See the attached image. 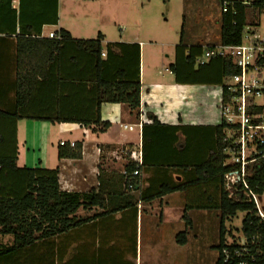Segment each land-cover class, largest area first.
Returning <instances> with one entry per match:
<instances>
[{
    "label": "crops",
    "instance_id": "obj_1",
    "mask_svg": "<svg viewBox=\"0 0 264 264\" xmlns=\"http://www.w3.org/2000/svg\"><path fill=\"white\" fill-rule=\"evenodd\" d=\"M85 1L99 4L91 11L95 15L88 14V5L76 6V0H0V38L7 37L14 43L20 35L49 39V34L61 30L74 40H96L102 35L101 59L108 61L109 67L106 74L111 77L124 67L131 80L136 77L137 68L134 48H125L126 56L122 60L113 57L120 55V50L108 46L138 45L140 109L133 111L123 103L103 104L101 119L111 124L104 132L93 125L51 121L60 112L77 114V109L91 105V95H87L90 88L79 85V80L85 73L86 76L95 73V62L83 58L85 72L80 71L83 64L77 66L76 61L70 60L60 73L53 70V79L39 86L27 104L28 115L49 119H24L15 123L11 117L0 116V156L12 157L17 149L16 169L0 166V197L10 200L23 197L30 170H58L62 192L92 194L94 200H105L104 206L82 207L71 216L76 222H85L83 225L39 241L33 249L28 247L2 256L3 251L14 246L15 240L12 235H0V264H112V258L117 256L121 257V264H152L150 255L160 246L178 254L183 251L189 243L188 237L196 230L193 213L208 212L189 211L193 227L187 229L186 208L195 200H208L213 194L211 189L206 194L201 192L205 191L204 186L195 184L198 175L189 166L205 161L217 147L215 129L221 124L222 86L178 83L170 69L165 70L168 75L158 74L156 69L146 75L142 65V49L146 44L137 36L129 40L109 39L102 5L106 0ZM178 46L175 45L170 67L175 64ZM1 62L2 95L12 89L15 70L11 54L2 56ZM61 75L71 78L68 86L57 80ZM9 94L5 101L1 96L0 110L13 107L14 93ZM150 115L161 125L180 130L176 144H172L171 138H155L153 143H158L151 147L150 137L155 136L149 134L144 150L143 127L152 126ZM165 133L171 136L172 131ZM64 146L71 150L81 147V158L60 159L59 150ZM140 150L147 164L139 168L130 156ZM157 160L169 161L171 167H161ZM137 169L140 175L134 178L132 174ZM131 183L133 189L128 188ZM164 184L183 189L148 202ZM186 230L187 244L181 246L176 238Z\"/></svg>",
    "mask_w": 264,
    "mask_h": 264
},
{
    "label": "trees",
    "instance_id": "obj_2",
    "mask_svg": "<svg viewBox=\"0 0 264 264\" xmlns=\"http://www.w3.org/2000/svg\"><path fill=\"white\" fill-rule=\"evenodd\" d=\"M223 0H221L222 2ZM263 3L264 0H261ZM237 15L232 13L221 14L220 19V44L223 46H237L241 42L245 26L250 20L258 15L262 10L249 9L243 5H237ZM257 8H262L259 5ZM55 39L37 38L26 35L17 37L16 42H11L7 37L0 38V65L1 57L11 54L13 57V67L15 70V79L12 89L0 92L5 101L8 99L10 92L14 93L13 107L0 110V116H7L14 119L15 123L19 120H47V117H39L27 114V104L32 99L39 86L47 84L53 79L51 73L54 69L60 73L61 69H65L71 61L81 65V72H85V58H92L95 62V73L92 76L80 77L79 85L84 88H90L87 95H91L89 107L77 109L79 113L74 114L60 112L56 120L59 123H77L84 127L95 126L100 131H106L110 128L109 122H103L101 119V107L103 104H127L133 111L140 109V49L138 45L112 44L109 49H119L120 55L113 56L125 60V48L132 47L136 52V77L131 80L127 70L118 68L114 73L106 74L109 70L108 61H103L102 35L96 40H74L69 33L64 30L57 33ZM212 47L202 46H186L183 38L181 44L176 48V61L170 67V71L175 75L178 83L190 84H212L224 86L225 79L236 73L231 62L225 58H216L210 60L204 65H198L197 60L201 58L206 50ZM111 56V53L108 55ZM84 58V59H83ZM71 60V61H70ZM198 65V70L196 66ZM84 67V68H83ZM81 68V67H80ZM69 76H58L57 80H61L63 86L69 85ZM68 80V81H67ZM0 104H2L0 102ZM153 120L152 126L143 127L144 150L147 148V135L150 137V146L153 147L157 143H153L155 138L170 139L172 144H176V134L180 131L178 128H170L161 125L157 118L150 115ZM16 125V124H15ZM16 130V129H15ZM171 130V136L165 133ZM216 131L217 147L208 156V158L197 164L191 163L192 171L198 175L195 182L196 185L205 191L209 189L213 192L208 200H195L191 207H187L184 212V221L187 229L193 227V221L188 213L191 210L218 211L221 215L220 224V241L217 246L218 252L223 247L226 237V229L224 223L227 219L235 217L239 212H246L247 216L243 221L242 235L248 242L253 239L259 240L260 249L264 251V221L257 217V207L243 194L236 197H229V193L225 189V175L232 168L225 167V145L223 143L224 126H219ZM168 136V137H167ZM82 156L81 147L69 149L68 147H60V159H80ZM17 149L14 156H0L1 168L16 169ZM157 165L170 168L169 161L157 160ZM147 164L145 155L143 156V165ZM137 165V164H136ZM141 166V167H142ZM140 168V167H139ZM139 170V169H138ZM30 175L26 192L21 198L12 200L0 197V235L14 236V246L9 250L3 251L2 256L12 252L30 247L33 249L39 241L48 240L52 236L61 235L72 229L80 227L85 222H76L75 215L80 208L91 206H104L105 200H94L92 194L67 193L60 190L58 170H30ZM247 191L262 196L264 194V162H259L248 173ZM182 186H169L164 184L157 194H153L148 198V202L161 199L166 195L181 191ZM207 189V190H206ZM243 190V188H239ZM217 196H219L218 201ZM114 212L110 211L109 213ZM230 234V233H229ZM188 232L180 233L177 236L179 245L187 244ZM216 264H219V260Z\"/></svg>",
    "mask_w": 264,
    "mask_h": 264
},
{
    "label": "rangeland",
    "instance_id": "obj_3",
    "mask_svg": "<svg viewBox=\"0 0 264 264\" xmlns=\"http://www.w3.org/2000/svg\"><path fill=\"white\" fill-rule=\"evenodd\" d=\"M108 1V0H106ZM102 3L107 21L106 33L109 39L129 40L139 37L146 44L142 49V65L146 75L151 70L168 75L173 62L175 45L207 47L220 46L221 0H110ZM88 5V14L99 4L76 0V6ZM260 31L264 33L263 25ZM199 65V64H198ZM198 65L196 70H198ZM254 200L247 190H236ZM258 197V196H257ZM219 196H217L218 201ZM264 214V194L257 198ZM196 230L188 237V245L179 254L160 246L151 254L152 264H216L219 258L217 246L220 241L221 215L218 211L193 213ZM246 212H239L225 221L224 227L230 238L241 237ZM230 233V234H229ZM153 240L159 241V238ZM145 247V246H144ZM145 251L144 254H146ZM121 257L112 258V264H121Z\"/></svg>",
    "mask_w": 264,
    "mask_h": 264
},
{
    "label": "built area",
    "instance_id": "obj_4",
    "mask_svg": "<svg viewBox=\"0 0 264 264\" xmlns=\"http://www.w3.org/2000/svg\"><path fill=\"white\" fill-rule=\"evenodd\" d=\"M249 9L262 10L245 26L241 42L237 46L212 47L197 60L204 65L212 59L225 58L231 62L236 73L225 79L222 86L221 124L224 126L223 143L225 145V167L232 170L225 175V189L229 197L235 196L240 187L248 189L247 177L253 167L264 162V2L261 0H223L221 12L237 15V5ZM259 5L262 8H257ZM58 38L56 33L49 34V39ZM138 167L143 165V155L132 152L130 156ZM127 176L128 174L125 173ZM140 175L137 169L132 176ZM133 189L131 183L128 186ZM254 200H249L257 207V217L264 221L257 195L250 192ZM257 239L248 242L245 237H226L219 251V264H264V251Z\"/></svg>",
    "mask_w": 264,
    "mask_h": 264
}]
</instances>
